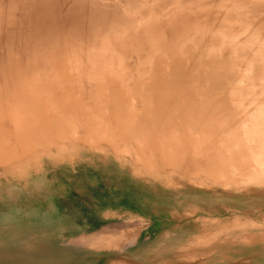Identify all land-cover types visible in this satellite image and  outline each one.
<instances>
[{"label":"rangeland","instance_id":"374dc122","mask_svg":"<svg viewBox=\"0 0 264 264\" xmlns=\"http://www.w3.org/2000/svg\"><path fill=\"white\" fill-rule=\"evenodd\" d=\"M47 1H49L50 3ZM89 1L90 0H2L1 2L0 0L1 7L3 8L2 10L0 7V10L5 12L6 10L4 9L7 6L6 9L8 12H10L8 13L6 11V15H8L9 18H4L5 16L3 17V15H5V13L3 14V12H0L2 15L0 17V41H3V44L0 42L1 97H5L3 94L6 92V90L2 86L4 84L3 82L5 81L3 75L8 64L15 65L20 70H22L27 81H32V79H34L33 81H37L38 83L43 84H46L49 81L53 82L51 78H53L54 74L57 72L56 70H58L56 69L58 68V63L55 64L53 60L56 59L54 56L55 54L53 55L51 53L53 52V48L51 47L52 45L54 47V44L55 46L57 45L58 52L61 51V53H63V49H65L63 50L64 52H66L67 49H70V51L72 49L73 52L71 51L72 53L70 54H73V57L74 54L78 52L75 56L78 57L77 62L79 63V66L77 68L79 69V73L87 72L89 71V69L91 70L93 67V62H91L92 58L96 54H101V52L106 51L105 53L107 55H113V57L111 58L112 60H115L116 56L120 59V61H122V66L124 70H126L125 74L132 78H136L138 72H141V70L148 67V65L144 62H148L149 59H152L151 61L153 62L168 60L167 63H170L177 57V60H181L183 58L188 59L192 61V63L189 62L190 64L196 65L198 62H195L196 57L199 54L202 55V53L204 54V52H208L210 48H217V50H219L220 45L225 46L231 42H234V45H236L235 52L237 54L238 49H240L241 47L244 50L242 45H244V47L246 48L249 44V46L254 45L255 49V44H264L262 41H260L261 43L257 42L258 39H264V31H262L264 29V0H111V2L110 0H93L96 5L93 4L94 2L91 3L92 0L89 3L90 5L87 4ZM7 2L13 9L15 8V13H13V10V12L9 11L11 9L9 7L10 5ZM2 3L6 4V6L4 4L2 5ZM26 3H28V5H34L36 9L31 7L30 10H34L32 11V13H30L29 9L23 7L26 6ZM45 4L46 6H50L46 7ZM62 5H64V8ZM65 5H67V7H65ZM37 7L39 9H37ZM223 8L225 10H223ZM122 9H124L125 14L123 13ZM22 10H24V13ZM46 10L48 13L46 12ZM66 10H68V12ZM125 10L127 11L125 12ZM129 11L131 12L132 16H130L131 14L129 13ZM69 12L70 15L75 18L69 15L71 19L68 20ZM26 13L32 14V17H30L31 15H27ZM54 13L56 14V16L53 15ZM23 14L25 15L23 17L24 19H22ZM43 14L46 15L43 16ZM202 14L205 15L203 16ZM33 16L34 18H36L35 20ZM197 16L200 17L197 18ZM205 16H210L208 17L209 21H205L207 20V17L205 19ZM140 17L144 19L147 18L149 20V24L147 27L151 26L152 28L153 26H157L156 23H160V25L164 24V26L162 25L163 27L161 28L160 25H158L156 31H158L159 27L160 31H158L157 33L156 31H153L154 33L150 35L148 31L152 30L151 28H148L147 32L145 31L146 29H143L142 31L141 29H138L137 24L139 23L136 22H139L138 20ZM7 18L9 19V21H7ZM64 18H66V20ZM23 20L25 21L23 22ZM55 20L57 22H55ZM64 20L68 26L65 24ZM73 20L75 23L72 22ZM70 21L74 25L70 24ZM164 21L166 22V24ZM43 22H45L46 24ZM7 24L9 27H11H7ZM18 24H20V26ZM81 24L83 25L81 26ZM172 24L173 26H175L174 29H176V32L173 33L172 31L170 32L171 27H173ZM27 25L28 28H26ZM21 26L23 27V29ZM30 26L35 31L34 33H32L33 31ZM74 26L76 29L74 28ZM84 26L87 27L85 28ZM19 27L21 29H19ZM82 27L84 28V30L80 31L79 29H81ZM34 28H36V30ZM227 28L230 30H227ZM259 29L262 30L259 31ZM177 30H179V32ZM235 30L238 33L234 32ZM251 31L253 32V36L250 35ZM23 32L24 34H26L25 36H28L25 39V36H22ZM77 32L81 34H79L80 37L79 35L77 36ZM187 32H190V34L188 33L189 35L187 36V38H185L184 35ZM199 32L202 33L200 34ZM35 33L38 36H41V34L43 35L45 33L44 35L47 40L44 38V36H41L42 38L40 37L41 39H39L38 41V39L36 38L39 37H36V35H34ZM123 33L125 35V38L127 37L126 40L125 38H120ZM245 33L247 37H245ZM254 33H257L255 37ZM66 34L69 35L66 36ZM180 34H182L183 36ZM203 34H206L207 36H204L203 38ZM232 34H234L235 36ZM62 35L66 36L64 39L65 42L62 40L64 43H66V41L69 43L70 39L72 38L70 42L71 44L74 42L75 45H73L71 48L66 49V43L62 45L63 47H61V43H59V41L64 38ZM226 35H228V38ZM195 36L198 37L195 38ZM222 36L224 39H221ZM232 36L233 38L235 37V40L232 39ZM237 36H241L240 39L239 37L237 38ZM256 36H258V39L256 38ZM73 37L76 38V40L73 39ZM244 37L245 40L246 38L248 39L247 41L249 43L243 41ZM252 37L255 39L256 43H253L254 39H252ZM22 38L23 41L27 40L26 44L22 42ZM34 38L38 42H40V44L42 42V44L45 45L42 46L41 44V46L39 45V48L38 45L36 46V44L39 43H35L36 40ZM220 39L225 40V42L222 41L223 43H220V45H218ZM251 39L253 40L252 42L249 41ZM15 40H17L18 43ZM74 40L76 41V43ZM56 41L58 42L57 44ZM21 42L23 43V45L25 44L23 47L27 45L25 47L26 51L23 49V47H21ZM27 42H30L31 45ZM156 42H158V45H156ZM151 43H155V45H152ZM214 43L216 44L215 46ZM232 43L231 46L233 47L234 45ZM13 44L15 45V47L13 46ZM262 44V48H257H261L262 50H264V45L262 46ZM28 45L34 48L29 47ZM58 45L61 49H59ZM69 45L70 43L68 44V47ZM18 47L22 49H18ZM27 47L29 49H27ZM197 48L200 49L199 53L196 52ZM224 48L227 49V47ZM32 49L35 51L31 52L30 50ZM38 49L41 50L38 51ZM36 50L38 51V54H36ZM42 50L44 51L41 52ZM74 50H76V52ZM55 51L56 50L54 49L53 53H57ZM239 51V53L241 54V50ZM167 52H170L171 54H165ZM255 52L259 51L257 50ZM255 52L254 60H256V57L258 59V56H261V58L263 57L264 51L262 54H257L258 56L255 55ZM244 55L243 57L245 59L246 56H249L248 53L245 56ZM51 56L53 57V59L51 58ZM237 56L236 58L234 57L237 62H235V60L232 61V63H230V67L235 66L236 68L237 65V68L242 66L243 68H245L244 66L245 64H247V66L249 67L248 72L249 70L253 69L252 66L250 67L248 65L251 63L247 61L251 58L250 56V58L248 57L249 59L247 58L246 60V62L248 63L241 62V65L238 61L242 59L244 60V58H242L241 55L240 57L242 59ZM101 57H103L104 60L106 59L104 56ZM262 59L259 58V62L260 60L262 62ZM105 61H108V59H106ZM261 62V65L255 62L254 64L256 65L254 67L258 66V69H260L261 67L260 70H263L262 68L264 67V64L262 63H264V61L262 63ZM227 64H225L224 66H226ZM61 68L63 69V66ZM65 68L66 66H64V70ZM201 69H203V66L201 67ZM246 69L247 67L244 70L246 71ZM255 69L256 68H254V70ZM73 70L75 69L73 68ZM236 70L239 71L241 70V68ZM254 70H251V73H248L249 75L252 74L251 77L249 75H246L245 72L241 73L244 76H242L241 74L236 75L238 73L234 74L236 72L235 69L232 70V72L235 71L233 73L234 77H239L236 80L240 82L238 84L237 81H234L235 79L233 80L232 73L230 74V76L232 75L231 81L233 80L234 82H236L235 84H237L238 88H235L236 91L238 90V93L240 91L241 93L244 92V94H242L241 96L246 97L247 95L245 96V92H247L246 94L251 93V86H253L252 88L255 87V90L258 86V91L260 86L264 85V72L255 70L260 72L256 74L257 72H253ZM228 71L231 70L227 69V71L225 70L224 72L228 73ZM71 74H73V72ZM260 74L262 75L263 79L260 78ZM256 75H258L259 78L263 80V85H260L261 82L259 81L261 80L258 81V79H256ZM245 76H249V79L254 76L256 78L253 77V79H256L258 81V84H256V86L255 84H252L251 86L249 85V90L251 91L248 90L247 85L250 83L246 81L250 82L252 79L245 80ZM228 77L227 79H229L230 81L231 77ZM73 78L75 80H72L70 78L72 81H67L66 83L62 82L64 86L61 85L63 87H59L58 89L59 91L61 89L64 90L63 93L65 92L64 94L66 95V97L70 94L71 96H69V98H66L64 97L65 95H63L61 100L58 99L54 103L55 105H62V107L65 109L73 107L72 110L75 114H73L71 119H66L68 121H65V123L68 122V125L59 131L58 136L52 138L42 137L39 138L40 140L37 144L32 143L29 148L33 150V147H35L33 152H36V155H34L35 157L33 159H28V162H23V160H21V163L19 162L15 164L17 167L23 166V163L25 164V167L20 168V171L18 173H13L15 169L5 170L0 167V247H4L7 245V238L16 235H23L24 232L29 231L32 228V205L39 199L41 200V202L46 201L48 193H59L65 207L68 209L70 215L73 218L79 219L81 217H85L84 215L88 216L93 214L92 207L94 205V202L92 197L87 198L88 201H86L87 199H82L80 193L86 187H91L93 184L102 182L106 184H113L114 186L118 187L119 190H121V197L130 199L131 204H136L135 206L138 213H144V211H147V213H151V215H153L152 226L154 232L156 231V233H158L156 235L157 239L155 240L157 242L163 243L161 248L154 250L152 258L143 264H264V195L260 194V192L263 191L264 187L261 188L259 187V185H253V187L252 185H250L251 187H246L247 190L239 189L238 191H230L227 190L228 188L221 187V184H219L220 186L211 185L213 184L211 183V181L214 177L210 174L204 175L200 171L193 170V168L187 170V175L186 171L181 172L180 167L178 168L177 166H175L177 163L179 166L180 164L179 162L174 163V156H179L180 151L178 150V148H184L187 150L189 149V147H186V145H180V143L183 141V134L185 132L183 131L184 129L181 125L185 123L189 124L194 121L189 118L180 120L179 118L174 116L170 117L171 120L173 119L172 121L169 117H167V119L162 120L161 123L157 121H152L151 123L147 121L146 123L145 118L143 119L144 115H142V113L138 114L141 110L143 102H141L140 98H137V96L134 97L132 95L133 90L140 92L141 89L140 87L135 88L133 81L128 83L125 87H120L118 85L116 88H119V91L123 97V99H121L123 103L122 105L125 109V116L123 117L127 116L126 118H131V124H133V128L140 129V131L142 132L141 136L137 135V140L135 141L134 139L124 140L122 139V137L118 136L119 134H117L115 136L116 138L113 144H110L105 148L104 146H106L107 144H100V148L98 146L97 150L94 151L93 149L95 148H93L91 145H89L88 147V143L86 145V141H89V138L87 139L85 136L87 135V133H91L96 135L92 140L99 139L101 131L107 130L109 128L111 129L112 126L109 121L108 112L104 113L105 115L102 113V108L105 107L103 106V103L99 102H101L102 100L105 101V98L103 97L116 90V88H108V84H97L91 80H86L82 76L79 77L80 80L78 78V81L80 82H76V78ZM82 78L85 80H82ZM243 80L245 81V83H243V85H240L241 82H244ZM231 81H226L227 87L228 85L229 87L236 86L230 85L233 84V82L231 83ZM253 81L255 82V80H252L251 83H254ZM189 85L191 87L192 84L190 83ZM245 85H247L246 88ZM263 87H261V89L259 90V95H263V93H261V91L264 92V89H262ZM235 88H233L234 92ZM243 88L247 90L243 91ZM255 90H253L254 92H252L254 95ZM238 93H236L237 96ZM252 93L250 94L251 97H253ZM257 95H255L253 99L250 98V96L248 97L253 101L256 99ZM96 96L99 97H97L96 99ZM63 97L66 99L65 102ZM223 97H226V95ZM249 98L246 99L241 97V100L246 99L250 102ZM66 103L69 105V107ZM71 103L74 105H72ZM135 113L137 114L136 116L134 115ZM79 115H82V117L79 118ZM99 124L100 126L97 127V125ZM156 127H158V129H154ZM152 130H154V134L152 133ZM169 132H173V134H171L172 137L169 136ZM83 134L85 136L82 138ZM4 135L6 134L4 133ZM1 137L2 134L0 135V138ZM163 138H166L165 144ZM168 139H170V141ZM32 141L37 142L35 139ZM101 141H104V139H101ZM101 141L99 143H101ZM174 142H176V144ZM156 144L157 148L155 149L154 147H156ZM152 145H154V147H152ZM146 146L148 148H146ZM97 151L102 153V155ZM103 154L105 156H103ZM160 154H162V156ZM147 164L150 166H148ZM161 165L163 169H161ZM120 167L122 168V170ZM176 167L178 168L177 171ZM166 170L168 171L167 174ZM135 172L137 173L135 174ZM189 173L191 176L189 175ZM50 182H53V185H51ZM68 182L69 184L72 183V185H68ZM199 186H201L202 188ZM216 186H218L219 188ZM71 189L72 191L77 193L78 196H76V199L70 198L71 195H69L68 192L69 190L71 191ZM82 200H85V202H82ZM222 204L224 207L222 206ZM86 206L89 207L88 210L84 208ZM23 207L25 208V210H20V208L22 209ZM183 209H185V211ZM200 217H202L201 220L203 219V222L206 224V226H204L203 222L200 220ZM234 218H238V223ZM206 219L208 220L205 221ZM241 219H243L245 221V224H247L244 225ZM245 219H247V221ZM230 220L232 221L230 222ZM239 220L241 222H239ZM227 221H229V223H227L226 225ZM207 223L212 225L208 226ZM223 224L224 226L226 225L225 228L229 226L224 231V227L220 228L223 226ZM230 224L235 225L230 226ZM255 225H257V227ZM209 227L211 228L209 229ZM214 228H216V230ZM160 229H162L161 234H159ZM220 229L222 231H220ZM203 230H205L206 232ZM253 234L255 235V237H257L258 235L260 236L256 239ZM250 235L252 236V238ZM213 236L214 238H212ZM261 236L262 238H260ZM242 237H244V240L246 238V241H242V239H240ZM232 239L233 242H228V240ZM252 239H256L258 241L255 242L256 240L253 241ZM248 240L249 243H247ZM69 262H71L70 264H75L74 260H70ZM114 264L134 263H131L130 261L114 262Z\"/></svg>","mask_w":264,"mask_h":264},{"label":"bare ground","instance_id":"6f19581e","mask_svg":"<svg viewBox=\"0 0 264 264\" xmlns=\"http://www.w3.org/2000/svg\"><path fill=\"white\" fill-rule=\"evenodd\" d=\"M90 1L87 4H89ZM94 1L92 0L91 3ZM1 2H2V0H1ZM47 2H49V1H47ZM99 2H101V1H99ZM102 2H104V1H102ZM110 2H111V0H110ZM3 4L4 3H2V5ZM93 4H95V2ZM4 5L6 6V4H4ZM33 6L34 5H28V3H26V6H23V7H26L27 9H29L30 13H32V11L34 9L30 10V8L32 7V8L36 9V7L35 6L33 7ZM45 6H46V4H45ZM49 6L50 5H47L46 7H49ZM62 6L64 8V5H62ZM0 7H1V4H0ZM6 7L4 10L7 11ZM9 7L11 9L9 11L15 10V8L13 9L11 7V5ZM65 7H67V5H65ZM26 8H25V10H26ZM1 9L3 10L2 7H1ZM37 9H39V8L37 7ZM47 9H49V8H47ZM2 10H0V12H3V14L5 13V15H3V17L4 16H5L4 18L8 17V15H6V11L4 12ZM122 10L124 13V9H122ZM223 10H225V9L223 8ZM22 11L24 13V10H22ZM66 11L68 12V10H66ZM126 11L127 10H125V12ZM15 12L16 11H14L13 13H15ZM41 12H42V8H41ZM46 12H47V10H46ZM8 13H10V12H8ZM28 13H26V14L31 15L30 17H32V14H28ZM55 13L53 14L54 16H56V14H57V13L56 14ZM129 13L131 14L130 11H129ZM121 14H122V12H121ZM45 15L43 14V16H45ZM58 15H60V14H58ZM69 15H70V12L68 14V17H69ZM202 15L204 16L205 14H202ZM202 15H200V16H202ZM1 16L2 15L0 13V17ZM24 16L25 15L23 14L22 19H24L23 18ZM47 16H48V14H47ZM94 16H95V14H94ZM130 16H132V14ZM200 16H197V18H199ZM65 17H66V15H65ZM71 17H73V16H71ZM206 17L207 16H205V19H206ZM208 17H210V16H208ZM208 17H207V20H205V21H209ZM8 18H7V21H9ZM33 18H34V16H33ZM73 18H75V17H73ZM27 19H30V18H27ZM35 19L36 18H34V20ZM64 19L66 20V18H64ZM69 19H71V18L69 17L68 20ZM201 19H202V17H201ZM65 20H64V22H65ZM24 21L25 20H23V22ZM138 21L139 22H136V23H139V24H137V26H138V29H141V31L143 29L144 30L146 29L145 31L147 32L148 28H151V26L147 27L149 24V20L147 18L144 19V18L140 17ZM55 22H57V21L55 20ZM72 22L75 23L74 20ZM76 22H77V20H76ZM43 23H45V22H43ZM73 23H71V21H70V24H73ZM167 23H168V20H167ZM35 24H37V23H35ZM65 24H66V22H65ZM165 24H166V22H165ZM9 25H10V22H9ZM18 25L20 26V24H18ZM53 25H54V23H53ZM82 25L83 24H81V26ZM156 25L157 26H153L151 28L152 30H149L151 32L148 31V33L150 35L156 31V29H157L158 25H160V23L159 24L156 23ZM162 25L164 26V24H162ZM162 25H160L161 28L163 27ZM172 26H173V24H172ZM190 26H192V25H190ZM7 27H9L8 24H7ZM41 27H42V24H41ZM26 28H28V25ZM74 28H75V26H74ZM159 28H158V31H160ZM174 28H175V26L171 27V29H173L175 31L170 29V32L171 31H172V33L176 32V29H174ZM19 29H21V28L19 27ZM22 29H23V27H22ZM31 29H32V27H31ZM34 29L36 30V28H34ZM26 30H28V29H26ZM37 30H39V29H37ZM79 30L80 31L84 30V28L82 27ZM227 30H230V29L227 28ZM255 30H257V29H255ZM260 30H262V29H259V31ZM32 31H31L32 33L35 32L33 29H32ZM65 31H67V30H65ZM158 31H156V33ZM177 31L179 32V30H177ZM262 31H264V29ZM25 32H27V31H25ZM55 32H57V31H55ZM144 32H142V33H144ZM234 32H237V31L235 30ZM251 32H250V35L253 34V32L252 33ZM36 33L34 35H36ZM64 33H67V32H64ZM77 33H78L77 34V36H78L80 33L79 32H77ZM188 33L190 34V32H187L186 33L187 35L186 34L184 35L183 33L182 34L185 36V38H187V36L189 35ZM199 33L201 34L202 32H199ZM231 33H230V35H231ZM246 33H245V37H247ZM44 34L43 35L41 34V36H44V38H45ZM144 34H146V33H144ZM149 34H147V35H149ZM182 34H180V35H182ZM206 34L205 35L203 34V38H204V36H207ZM256 34L254 33V37ZM25 35L26 34H24V32H23L22 36L24 37ZM67 35H69V34H66V36ZM80 35H79V37H80ZM232 35H234V34H232ZM41 36L36 35V37H39L36 39H38V41H39V39L42 38ZM66 36L64 35L63 36L64 38L61 39V41L63 40L65 42L64 39ZM77 36H75V37H77ZM226 36L228 38V35H226ZM26 37H28V36H25L24 39ZM197 37L195 36V38H197ZM238 37L239 36H237V38ZM240 37H239V39H240ZM245 37H244L243 41L248 42L247 41L248 39L246 38V40H245ZM257 37L258 36H256V38ZM47 38H49V37H47ZM120 38H123V39L125 38L124 33L120 36ZM126 38H125V40H126ZM199 38H200V36H199ZM222 38H223V36L221 37V39ZM234 38L232 36L233 40H235ZM45 39H44V41H45ZM71 39H70V41H71ZM73 39L76 40V38H74V37H73ZM221 39H220V42H218L219 43L218 45H220V43L225 42V40H226V38H225V40H221ZM252 39H254V38L252 37ZM252 39L249 41L252 42L253 41ZM21 40H22V42H24L26 44L27 40L23 41V38ZM195 40H197V39H195ZM258 40H257L258 43L260 41H262L264 43V39L263 40L258 39ZM15 41L17 42V40H15ZM38 41L36 40L35 43H37ZM42 41H43V39H42ZM61 41H59V43H61V47H63L62 46L63 44L67 43L65 45L67 47L64 46L66 49L71 48L73 45H75L74 42L71 44V42L69 41L70 45L68 47L69 43L67 41H66V43H64L63 41H62L63 42L62 43ZM229 41H230V38H229ZM0 42L2 43L3 41H0ZM22 42L20 44V45H22L21 47H23L25 45V44L23 45ZM30 42L29 43L27 42V43L30 44ZM77 42H78V40H77ZM196 42H199V41H196ZM254 42H255V39H254L253 43ZM38 43L39 44H36V46L37 45L41 46L42 42H41V44H40V42H38ZM57 43L58 42L56 41V44ZM75 43H76V41H75ZM157 43L158 42H156V45H158ZM231 43H229L228 45H225V46L220 45L219 50H217V48L216 49L210 48L209 51L207 50L208 52H204L205 51V49H204L203 52L205 55L202 53V55L199 54L196 57L195 62L198 61L196 65L190 64V63H192V61L188 60V59H184L183 57L182 58L184 60L183 59L177 60V57H176L170 63H167L168 60L153 62V61H151L152 59L151 60L149 59L148 62H144L145 64L148 65V67L146 69L141 70V72H138L136 78H132V77L127 76L125 74L126 70H124V68L122 66V61H120V59L117 58L116 56H115V60H112L111 58L113 57V55H107L105 53L106 51L101 52V54H96L92 58L91 62H93V67L91 70L89 69V71H87V72L79 73L78 72L79 69L77 68L79 66V63L77 62L78 57L75 56L78 52L74 54V57H73V54L72 55L70 54L73 52L72 49H71L72 52L70 51V49L69 50L67 49V51H70V52H67V51L64 52L63 50H65V49L62 48L63 53H61V51L58 52L57 45L55 46L54 43H53L54 47L52 45L51 48H53V52L55 49L56 50L55 52H57V53H53V52H51V53L53 55L55 54L54 56L56 59H53L52 54H51L52 55L51 58L54 60L55 64L58 63L59 65L57 64L58 68H56V69H58V70H56L57 72L54 74L53 78H51V80L53 82L49 81L46 84H43V83H38L37 81H33L34 79H32V81H27L24 77V73L22 70H20L15 65L8 64L5 68V73L3 75V77L5 78V81L3 82L4 84L2 87L6 90V92L3 94L5 97L0 96V135L2 134V137L0 138V167L5 169V170H9V169L14 170L15 169L13 171V173L14 174L18 173L20 171V168L25 167L24 166L25 164L23 163L22 164L23 166H20V167H17L15 164H17L19 162L21 163V160H23V162H28L27 161L28 159H33L35 157L34 155H36V152H33L35 147H33V150L29 148L32 145V143L37 144L40 140L39 138H42V137H47V138L48 137L49 138L56 137V136H58L59 131L68 125V122L65 123V121H68L66 119H71L73 114H75L74 111L72 110L73 107H69V105L66 103L69 108L65 109L62 107V105H55L54 103L58 99L61 100L62 96L65 95L64 94L65 92L63 93L64 90H62V89L60 91L58 90L59 87L61 88L64 86V84L62 82L66 83L67 81H72L74 79L73 77L76 78V82H80V81H78V78L80 76H82L86 80H91L97 84H108L107 85L108 88H111V87L116 88L118 85L120 87H125L128 83L133 81L135 88L140 87V89H141L140 92L133 90L132 95L134 97L137 96V98H140L141 102H143L141 110L138 114L142 113V115H144L143 119L145 118L146 123H147V121H149V123H151L152 121H154V122L157 121V122L161 123L162 120L167 119V117L170 118V117H174V116L179 118L180 120L181 119L184 120L186 118L192 119L194 122H191L189 124L185 123V124L181 125L182 128L184 129V130L183 129L182 130L185 132L183 134L184 135L183 141L180 143V145H186V147H189V149L187 150L184 148H180V149L178 148V150L180 151L179 156H176V155L174 156V163L179 162V164H180V166H179L177 163L175 166H177L178 168L180 167L181 172L186 171V175H187V173H188L187 170L190 168H193V170L200 171L204 175L210 174L214 177V178H212L211 183H213V184H211V185L220 186L219 184H221L222 185L221 187L228 188L227 190H230V191H234V190L238 191L239 189L247 190L246 187L249 188V187H251L250 185H252V186L253 185H259V187L263 188L264 187V100H263L264 99V92L261 91V93H263V95L262 94L259 95V93H260L259 90L261 89V87L264 86L262 83V81L264 79L262 78L261 74H260V76H261L260 78L263 80H261L258 75H256L257 78L252 76V78L249 79V76L251 77L252 74L249 75L248 73H251V70H254V68H256L255 70L261 69V67H260V69H258L257 68L258 66L254 67L256 65L254 63L256 62L257 64H260L261 60L259 62L258 59L264 58V53H263L264 50L261 49L262 48L261 42H260L261 44H255V46H256L255 49H254V45L249 46L250 44L248 45V43H249L248 42L247 48L241 44L243 46L245 52L241 47L240 49H238L237 54H236V52H235L236 51L235 50L236 45H234V42H233L232 44L234 46L232 47ZM153 44L155 45V43H153ZM244 44H246V43H244ZM44 45L45 44H42V46H44ZM59 45H58V47H59ZM78 45H79V43H78ZM215 45L216 44L214 43V46ZM257 45H259V46H257ZM263 45L264 44H262V46ZM13 46L15 47L14 44H13ZM40 46H39V48H40ZM76 46H77V44H76ZM19 47H18V49H22ZM25 47H23L24 50L26 49ZM29 47H32V46H29ZM112 47H113V45H112ZM182 47H184V46H182ZM224 47H227V49H225ZM257 47H261V48H257ZM32 48H34V47H32ZM27 49H29V48L27 47ZM41 49H38V51H40ZM59 49H61V48L59 47ZM74 49H75V47H74ZM196 50H197L196 51L197 53L200 52V49L197 48ZM239 50H241V52L243 50V52H242L243 54L242 53L240 54ZM250 50H252V51H250ZM253 50H255V51L258 50L259 52H255ZM30 51L32 52L35 50L32 49ZM38 51L36 50V54H38ZM43 51L44 50H42L41 52H43ZM51 51H52V49H51ZM74 51L76 52V50H74ZM109 52H112V51H109ZM254 52L256 53L255 54L256 56H258L259 53H261V54L263 53V57L261 58V56H258V59H257V57L255 56L256 60H254ZM147 53H149V52H147ZM206 53H207V55H206ZM238 53L241 55L242 58H244L243 57L244 54L246 55L248 53V55L251 58L249 56H246V59L244 58V60H243ZM165 54L169 55L171 53L167 52ZM237 55H239V56H237ZM101 56H104L106 59H108V61H105L106 59L104 60L103 57H101ZM236 56L243 60V61L242 60L238 61V62H240V65H241V62H246L247 58L249 57L250 59L248 58L249 60H247V61H249V63H251V64H248V65L250 67L252 66L253 69L249 70V72H248L249 67L247 66V64H245L244 67L245 68L247 67V69H246L247 73H246V71L244 70L245 68H243V66L239 67V68H241L242 71L236 70V69H239V68H237V65H236V68H235V66L230 67L231 66L230 63H232V61L235 60L234 57L236 58ZM160 59H162V58H160ZM37 60H39V59H37ZM252 61H254V62H252ZM263 61H264V59H262V62ZM235 62H237V60H235ZM246 63H248V62H246ZM225 64H227V65L224 66ZM262 64H264V63H262ZM62 66H63V69L61 68ZM64 66H66L65 70L67 72L64 70ZM202 66H203V69H201ZM227 67H230V68H227ZM59 68H61L62 70ZM73 68L75 70H73ZM89 68H91V67H89ZM227 69L231 70V71H228V73L224 72L225 70L227 71ZM234 69L236 72L235 71L232 72V70H234ZM262 69L263 70H260V71L264 72V67ZM255 70L253 72H255V73L257 72L256 74L260 73L259 71H255ZM72 72H73V74H71ZM242 72H245L246 75H249L247 77L245 76L246 77V78H244L245 80H251V79L255 80V82L253 81L254 83H251L252 80L250 82L246 81V82L250 83V84L246 83L248 85V90L250 89V86L252 84L253 85L255 84V86H256V84H258L259 80H261V81H259V82H261L260 85L261 84L263 85V86H260L258 91H257L258 86L256 87V90H255V87L252 88L253 86H251L252 92H254L253 90H255V95H257V94L259 95V96L257 95L256 99L254 98L255 100H253V101H252V99H253V97H255V95L252 92L251 93L253 94V97H251V95H250L251 93H249V92H248L249 94H246L247 92H245V96L246 95L247 96L244 97V96H241L242 94H244V92L241 93V91H240L238 93L237 92L238 90L236 91L235 87L238 88V86H237V84H235L236 82H234V81H237L236 79H238L239 77L235 78L233 73L234 74L238 73L236 75H240ZM231 73L233 75V80L235 79L234 81L233 80L231 81V79H232V75L230 76ZM72 75H74V76H72ZM242 76H244V75H242ZM227 77L228 78L231 77L230 81H231V83L233 82V84H230V85H236V86L229 87V85H228V87H229L228 88L226 81H228V82H230V81H229V79H227ZM253 77L258 79V81L256 79H253ZM263 77H264V75H263ZM85 79L82 78V80H85ZM79 80H80V78H79ZM239 82L237 81L238 84H239ZM119 83H121L123 85H121ZM190 83L192 84L191 87L189 85ZM241 83H240V85H243V83H245V81L241 82ZM61 85H63V86H61ZM240 85H239V87H240ZM247 85H245V88L247 87ZM230 88H232V89H230ZM233 88H235V92L233 91ZM117 89L119 91V88H116V90L110 92L108 95L103 97V98H105V101L102 100L101 102H99V103H103V106L105 107V108H102L103 109L102 113L104 114V113L108 112L109 121H110L111 126H112L111 129L109 128L107 130L101 131L100 132L101 135H99L100 138L95 139V140H92L96 136L95 134L87 133L86 136L84 134L82 135V138L84 136L87 139L89 138V141L88 140L86 141V145H87V143H88V145H87L88 147H89V145H91L93 148H95V149H93L94 151L97 150V147L100 144H107L106 146H104V148L108 147V145H110V144H113L114 140L116 138L115 136L117 134H119L118 136L122 137V139H124V140L134 139L135 141L137 140V135L141 136V134H142L140 129H136V128L134 129L133 128V124H131V118H129V117L126 118L127 116L123 117V116H125L124 115L125 109H124V106L122 105L123 103L121 101V99H123V97H122L120 91L118 93ZM262 89H264V87ZM245 90H247V89L243 88V91H245ZM251 90H249V91H251ZM236 93H238V96L236 95ZM225 95L227 98L223 97ZM69 96H71V94ZM69 96H67V97L69 98ZM248 96H250V98H252V99H250ZM64 97H66V95ZM97 97H99V96H96V99H97ZM241 97L246 98V99L249 98L250 102L246 99L241 100ZM65 100L66 99L64 98V102H65ZM74 104H75V101H74ZM74 104H72V105H74ZM79 114H81V113H79ZM134 115L136 116L137 114L135 113ZM74 117H75V115H74ZM80 117H82V115H79V118ZM170 120H171V118H170ZM112 121H114V122H112ZM146 123H145V125H146ZM168 123H170V122H168ZM75 125H76V123H75ZM99 126H100V124L97 125V127H99ZM71 127H72V124H71ZM151 127H152V125H151ZM154 129H158V127L154 128ZM143 131H145V130H143ZM153 131L154 130H152V133H153ZM4 133L6 135H4ZM103 134H105V135H103ZM168 134H170L169 136H171V134H173V132H169ZM169 136H167V137H169ZM34 139L37 142L32 141ZM101 139H104V141H101ZM174 139H175V137H174ZM174 139H172V140H174ZM168 140L170 141V139H168ZM100 141H101V143H99ZM161 141H162V138H161ZM163 141L165 144L166 138ZM174 143L176 144V142H174ZM157 144H156V147H154V145H152V147H154L156 149ZM167 146H169V145H167ZM177 146H178V144H177ZM99 148H100V146H99ZM146 148H148V147L146 146ZM160 149H159V151H160ZM141 150H143V149H141ZM178 150H177V153H178ZM71 151H73V150H71ZM99 151H97V152H99ZM100 154L102 155V153H100ZM160 155L162 156V154H160ZM103 156H105V155L103 154ZM75 157H76V155H75ZM69 159H71V158H69ZM69 159H68V161H69ZM79 159H81V158H79ZM58 163H60V162H58ZM174 163H172V164H174ZM148 166H150V165H148ZM161 167H162V165H161ZM177 167H176V171L178 170ZM161 169H163V167ZM121 170H122V168H121ZM68 171H70V170H68ZM167 172L168 171L166 170V174H167ZM133 173H134V171H133ZM136 173L137 172H135V174ZM189 175H190V173H189ZM18 177H21V176H18ZM130 179H131V177H130ZM186 182H187V180H186ZM28 184H29V182H28ZM23 185H25V184H23ZM202 186H203V184H202ZM218 186H216V187H218ZM199 187H201V186H199ZM152 191H154V190H152ZM244 193H247V192H244ZM260 194L264 195V189L262 192H260ZM222 206H223V204H222ZM217 207H219V206H217ZM183 210L185 211V209H183ZM219 210H220V208H219ZM187 213H190V212H187ZM193 213H194V211H193ZM190 215H192V214H190ZM207 217H208V215H207ZM201 218L202 217H200V220H201ZM238 218L237 219L234 218L236 222H237ZM247 219H245V220L247 221ZM207 220L208 219H206L205 221H207ZM201 221L203 222V219ZM231 221L232 220H230V222ZM241 221H243L244 225L247 224V223L245 224V221L243 219H241ZM241 221L239 220V222H241ZM236 222H234V223H236ZM212 223H213V221H212ZM216 223H217V221H216ZM227 223H229V221L226 222V225H227ZM203 224H204V226H206V224L204 222H203ZM209 225H212V224H208V226ZM231 225L234 226L235 224H230V226ZM219 226H221V225H219ZM225 226L223 224V226L220 228L224 227V229H223V231H224L227 227H229V226H227L225 228ZM251 226H252V224H251ZM253 226H254V224H253ZM255 226L257 227V225H255ZM210 228L211 227H209V229ZM216 228H214V229L216 230ZM205 230H203V231H205ZM220 231H222V230L220 229ZM253 236L255 237L254 234H253ZM259 236L260 235H258L257 237H259ZM257 237H255V238L257 239ZM212 238H214V236ZM251 238H252V236H251ZM260 238H262V236ZM260 238H258V239H260ZM263 238H264V234H263ZM225 239H226V237H225ZM240 239H242V241H243L244 237H242ZM220 240H222V239H220ZM252 240L255 241L254 239H252ZM261 240H263V239H261ZM229 241L233 242V239L228 240V242ZM237 241H239V240H237ZM244 241H246V238ZM253 241H251V242H253ZM257 241L258 240H256L255 242H257ZM211 242H213V241H211ZM247 243H249V240Z\"/></svg>","mask_w":264,"mask_h":264},{"label":"crops","instance_id":"0c3cea01","mask_svg":"<svg viewBox=\"0 0 264 264\" xmlns=\"http://www.w3.org/2000/svg\"><path fill=\"white\" fill-rule=\"evenodd\" d=\"M71 191L70 198L76 199L77 193ZM120 191L102 182L86 187L80 195L85 200L92 197L93 214L79 219L70 215L59 193H48L46 201L32 205V228L7 238V245L0 247L1 264L146 263L163 242L155 240L153 215L138 213L136 204L121 197Z\"/></svg>","mask_w":264,"mask_h":264}]
</instances>
